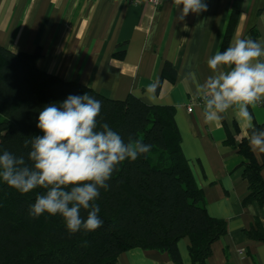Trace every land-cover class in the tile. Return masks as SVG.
Instances as JSON below:
<instances>
[{
    "label": "crops",
    "instance_id": "crops-1",
    "mask_svg": "<svg viewBox=\"0 0 264 264\" xmlns=\"http://www.w3.org/2000/svg\"><path fill=\"white\" fill-rule=\"evenodd\" d=\"M208 11L181 21L179 5L165 0L152 8L125 0H0V45L13 52H37V67L62 80H78L111 99L133 95L146 104L170 105L180 148L211 217L226 223L204 264H264V241L245 230H264V205L243 204L248 182L238 143L248 129L229 111L214 127L201 117V101L185 73L209 74L207 58L222 45L233 11L235 39H264V0H204ZM182 7V5L180 6ZM158 81L155 102L145 87ZM191 106V111L188 107ZM253 124H264V104L250 107ZM250 146V145H249ZM262 163L264 153L253 151ZM264 180V165L260 170ZM188 238L177 242L182 264H192ZM114 264H173L167 252L135 247Z\"/></svg>",
    "mask_w": 264,
    "mask_h": 264
},
{
    "label": "trees",
    "instance_id": "trees-1",
    "mask_svg": "<svg viewBox=\"0 0 264 264\" xmlns=\"http://www.w3.org/2000/svg\"><path fill=\"white\" fill-rule=\"evenodd\" d=\"M237 12L231 13L225 39ZM39 54L13 52L0 45V151L27 154L25 141L42 136L36 127L40 110L69 95L89 93L102 103L98 120L109 124L125 142L139 140L152 146L135 161H124L101 189L98 213L102 227L69 234L61 216L29 215L35 189L21 194L0 180V264H114L118 255L139 247L167 252L173 264H182L177 242L188 238L192 264H204L212 244L226 231L221 218L211 217L180 148V135L170 105L146 104L133 95L105 97L78 80H62L37 67ZM264 129V124L255 125ZM249 134V131H248ZM238 152L246 159L242 176L248 182L243 204L264 205V180L258 162L242 138ZM87 212L81 211L86 217ZM249 238L264 241V230H245Z\"/></svg>",
    "mask_w": 264,
    "mask_h": 264
},
{
    "label": "clouds",
    "instance_id": "clouds-1",
    "mask_svg": "<svg viewBox=\"0 0 264 264\" xmlns=\"http://www.w3.org/2000/svg\"><path fill=\"white\" fill-rule=\"evenodd\" d=\"M174 3L179 5L181 21L189 13L208 11L204 0ZM206 64L209 74L203 80L193 71L183 76L201 101L203 123L214 127L231 111L249 130L250 148L264 153V129L255 127L249 110L264 104V39H235L208 57ZM157 88L158 81L146 85L149 103L155 102ZM101 109V101L89 93L69 95L40 110L36 127L43 135L25 141L30 146L27 161L6 149L0 151V180L21 194L44 190L29 206V215H59L69 234L102 227L95 203L100 190L109 188L107 181L120 163L135 161L152 148L139 140L125 142L109 124L98 120ZM82 210L86 217L81 216Z\"/></svg>",
    "mask_w": 264,
    "mask_h": 264
},
{
    "label": "built area",
    "instance_id": "built-area-1",
    "mask_svg": "<svg viewBox=\"0 0 264 264\" xmlns=\"http://www.w3.org/2000/svg\"><path fill=\"white\" fill-rule=\"evenodd\" d=\"M127 2H132V3H141V2H146L149 6L152 8H157L159 7L165 0H125ZM174 1V0H172ZM191 106L188 107V111H191Z\"/></svg>",
    "mask_w": 264,
    "mask_h": 264
}]
</instances>
